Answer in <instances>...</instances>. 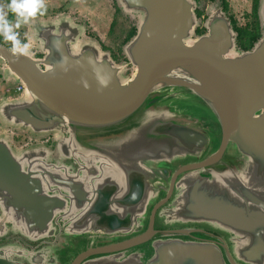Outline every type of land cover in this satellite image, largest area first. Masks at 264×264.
Instances as JSON below:
<instances>
[{"label": "water", "instance_id": "water-1", "mask_svg": "<svg viewBox=\"0 0 264 264\" xmlns=\"http://www.w3.org/2000/svg\"><path fill=\"white\" fill-rule=\"evenodd\" d=\"M117 3L138 16L136 33L123 47L126 63L83 38V26L68 16L34 21L24 42L31 45L28 56L0 43L7 75L24 88L18 99L0 103V119L57 137L54 152L41 156L16 153L0 136V201L6 200L0 205V239L4 232L29 239L51 235L52 223L69 214L67 201L82 209L99 164L104 168L98 198L108 199L113 211L106 232H139L140 214L166 191L161 183L172 180L145 232L92 254L154 238V216L164 226L203 224L227 238L190 240L180 238L188 229L163 231L166 237L152 240L154 252L145 263L139 252H120L82 264H264V0L258 4L261 36L245 51L237 49L218 1L209 7L200 35L195 0ZM127 65L131 71L125 75ZM178 101L198 104L213 116L219 128L215 146L210 127L175 107ZM185 160L190 162L173 173L163 167ZM89 210L67 221L66 230L96 232L85 228ZM20 258L36 264L42 253L0 246V264H25Z\"/></svg>", "mask_w": 264, "mask_h": 264}, {"label": "flooded vegetation", "instance_id": "flooded-vegetation-1", "mask_svg": "<svg viewBox=\"0 0 264 264\" xmlns=\"http://www.w3.org/2000/svg\"><path fill=\"white\" fill-rule=\"evenodd\" d=\"M7 5L8 3L6 0H0V6H4L5 10L7 11L8 15V10H7ZM0 43L5 44L8 48H11L10 44H7L4 42L2 36L0 35ZM36 57H41V54L36 53ZM0 60L3 62V67L6 69L7 65L5 61L0 58ZM4 80H8L9 82L13 83H18V81L12 77L8 76L6 74V77H3ZM179 107V106H178ZM186 112V111H185ZM27 134L30 137H34V144H30L29 146L25 147V149H16L14 147L13 150L16 152H21V151H26V150H33L36 151L39 155H46L48 151H53L57 147V137L54 134H46L44 136H33V132H27ZM11 145V144H10ZM53 155V154H52ZM51 155V156H52ZM190 161L185 160V161H176L174 164L170 165H163L164 168H167L171 170V172L177 171L179 168H181L183 165L189 163ZM67 164H71L73 171H77L79 169V165L77 162L73 161H67ZM96 171L92 176H90L89 181H88V188L90 189L88 195L85 198V201L82 202V209L77 208L76 210V205L77 203L75 201H72V205L70 206V203L67 201V210L69 211L68 213H62L61 217L58 219V223H52L53 224V233L51 235H47L46 237L43 238H38V239H29L25 236H20L19 234H14L10 232H4L7 233L4 235L2 239H0V246H14L18 247L20 249L26 248L29 250H33L35 252L40 251L42 253V258L40 262H37L36 264H82L85 261L95 259L97 257H102L106 255H111L113 253H125V255L134 253V252H139L140 254L138 255V260L140 262L145 263L153 254L154 249L151 245L152 240H155V237H161L165 235H162L161 232L163 231H173V230H186L188 229L190 232L188 235L185 236H180V238L183 239H190V240H200V239H213L216 240L219 237L223 238L226 240V236L222 234L221 232L211 229L210 227H207L203 224H187V225H172V226H164L159 223L157 218L154 216L153 221H152V230H153V237L149 241L143 242L141 244L127 247V248H120L114 251H111L109 253L103 252L100 254H92V252L95 251H101L104 249H109L113 246H120L123 243H126L127 241L133 239L134 237H137L139 234L142 232H145L150 224V218L151 214L156 206V204L161 201L162 199L167 197V192L169 190V186L171 183L172 178L170 177L168 180V184L166 183H161L164 187L166 186V191H161L157 194V197L154 198L149 205L147 206V211L145 216H142L140 214L139 217V224L141 226V230L137 233H133L131 235H125L124 233H111V232H106L109 230V227L106 223L109 219L112 218L110 215L111 213L113 214V211L111 210L110 207V201L108 202V199L104 200L101 197L102 203H101V208L95 207L98 202L101 200L100 197L98 198V192L97 188L99 186V177L100 173L102 171V168L104 167H99V164L95 165ZM106 172V171H104ZM122 172V169H121ZM98 178V180H97ZM99 181V182H98ZM110 181L108 179V187L107 191L110 189ZM171 188V187H170ZM175 192V186L171 188L170 196L169 199L173 196ZM64 193V192H62ZM168 199V201H169ZM88 204L86 205L85 202ZM6 200H1L0 205L4 204ZM88 206V208L93 209L91 211V220L89 223L86 225L85 228H96V232H83V233H71L66 230L67 228V221L69 220H74L78 213L80 214L84 209ZM126 206V203L124 207ZM160 208V207H159ZM158 208V209H159ZM79 209V210H78ZM157 209V210H158ZM2 211H5V207L0 206V213ZM86 211V210H85ZM84 211V212H85ZM116 213V211H114ZM125 212L120 213V216L126 219L125 217ZM116 219V217L114 218ZM137 227V226H136ZM155 231H158L159 233L155 236ZM177 237V236H176ZM91 253V254H90ZM15 257V256H13ZM25 264H29L28 261H30L31 264L32 261L30 258H20ZM35 264V263H34ZM242 264V263H238Z\"/></svg>", "mask_w": 264, "mask_h": 264}, {"label": "rangeland", "instance_id": "rangeland-1", "mask_svg": "<svg viewBox=\"0 0 264 264\" xmlns=\"http://www.w3.org/2000/svg\"><path fill=\"white\" fill-rule=\"evenodd\" d=\"M229 3V13L234 17L239 25H244L251 20V2L252 0H227ZM10 3V0H6ZM214 2L207 0L196 1L197 10L202 11L198 18V26H203L205 17L207 16L209 7ZM46 12L43 15L38 14L31 19L27 24H22L19 29H16L21 42L30 40L32 23L36 20L56 19L62 16H68L73 22L83 26L85 33L83 38L95 41L101 50L106 51L117 63H126L121 56L123 51V40L132 25H137L138 16L135 14H127L121 11H115L117 0H47L44 2ZM87 11V12H86ZM16 17L12 21L15 23ZM112 24V25H111ZM111 25V27H110ZM2 36V35H1ZM7 44H11L2 36ZM33 51L38 53L34 48ZM131 71L130 65H127L125 75ZM7 71L3 67V62L0 60V103L2 101H10L18 99L21 95L14 92V87L17 83H11L4 80ZM179 107L187 114L200 121H203L210 127V134L215 139L216 145L219 137V128L213 120V116L202 108L200 105L193 102L178 101ZM27 132L29 129L19 126H12L4 123L0 119V136H5L11 147L16 149H25L30 144H34V137H30ZM44 134H32L33 136H44ZM16 152V151H15ZM23 152V151H21ZM16 152V153H21Z\"/></svg>", "mask_w": 264, "mask_h": 264}, {"label": "clouds", "instance_id": "clouds-1", "mask_svg": "<svg viewBox=\"0 0 264 264\" xmlns=\"http://www.w3.org/2000/svg\"><path fill=\"white\" fill-rule=\"evenodd\" d=\"M7 10L15 15L16 20L15 23L10 21L4 6H0V35L11 42L13 53L28 56L31 45L21 42L16 29L22 24H27L38 14L43 15L46 12L44 0H10Z\"/></svg>", "mask_w": 264, "mask_h": 264}, {"label": "trees", "instance_id": "trees-1", "mask_svg": "<svg viewBox=\"0 0 264 264\" xmlns=\"http://www.w3.org/2000/svg\"><path fill=\"white\" fill-rule=\"evenodd\" d=\"M195 1H198V0H195ZM207 1H210V2L218 1L219 2L220 7L222 8L224 13L229 18L232 28L234 32L236 33L235 44H236L237 49L241 51L251 49L253 45L257 42L259 37L261 36V28H260V22H259V17H258L259 0H252L251 11H250L251 20L249 22H246L244 25H239L234 19V17L229 13V3L227 0H207ZM115 8H116L115 11H121V8L119 6L116 5ZM195 12L198 18L202 14V11H199L197 9ZM7 18L10 21H13L15 18V15L11 11H8ZM204 32H205L204 26L197 27L195 30L196 35L203 34ZM135 33H136V25H132L126 34L122 45L124 46L134 36ZM121 56L124 60L126 59L123 53H121Z\"/></svg>", "mask_w": 264, "mask_h": 264}, {"label": "built area", "instance_id": "built-area-1", "mask_svg": "<svg viewBox=\"0 0 264 264\" xmlns=\"http://www.w3.org/2000/svg\"><path fill=\"white\" fill-rule=\"evenodd\" d=\"M23 85L20 83V82H18L16 85H15V87H14V92H16V93H18L19 95H22V93H23Z\"/></svg>", "mask_w": 264, "mask_h": 264}, {"label": "bare ground", "instance_id": "bare-ground-1", "mask_svg": "<svg viewBox=\"0 0 264 264\" xmlns=\"http://www.w3.org/2000/svg\"><path fill=\"white\" fill-rule=\"evenodd\" d=\"M184 98H186V99H188L189 98V96L188 95H186V94H181ZM180 104V103H179ZM179 105L178 104H176L175 105V107H177L178 109H179V107H178Z\"/></svg>", "mask_w": 264, "mask_h": 264}, {"label": "crops", "instance_id": "crops-1", "mask_svg": "<svg viewBox=\"0 0 264 264\" xmlns=\"http://www.w3.org/2000/svg\"><path fill=\"white\" fill-rule=\"evenodd\" d=\"M45 1L47 2V0H44V2H45ZM86 12H87V11H86Z\"/></svg>", "mask_w": 264, "mask_h": 264}]
</instances>
